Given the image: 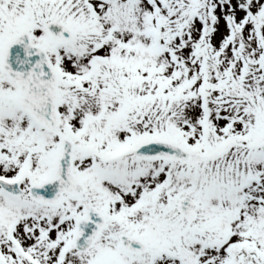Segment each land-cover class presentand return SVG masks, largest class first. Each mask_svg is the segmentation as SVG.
<instances>
[{
  "label": "rangeland",
  "instance_id": "1",
  "mask_svg": "<svg viewBox=\"0 0 264 264\" xmlns=\"http://www.w3.org/2000/svg\"><path fill=\"white\" fill-rule=\"evenodd\" d=\"M48 21L74 40L50 45ZM21 30L58 74L60 126L47 134L20 113L0 75V176L26 192L66 136L85 193L45 209L0 190V264H264V0H0V55ZM155 135L188 158L135 160L130 148ZM183 196L197 205L190 224ZM85 204L107 226L79 254ZM119 235L148 252L126 255Z\"/></svg>",
  "mask_w": 264,
  "mask_h": 264
},
{
  "label": "water",
  "instance_id": "2",
  "mask_svg": "<svg viewBox=\"0 0 264 264\" xmlns=\"http://www.w3.org/2000/svg\"><path fill=\"white\" fill-rule=\"evenodd\" d=\"M44 29L54 45H63L73 39L72 31L56 22L44 24ZM0 72L19 89L15 98L16 106L47 132L55 131L59 126L58 78L45 51L31 45L26 31L20 32L5 44ZM74 150L67 138H59V153L52 176L28 188L27 194L32 201L45 207H58L62 204L64 195L75 198L84 194L83 186L72 175L71 159ZM132 153L145 161L180 162L186 159V154L177 145L160 140L142 142L132 149ZM0 186L11 196L20 197L24 194L15 182L0 180ZM177 210L188 222L195 220L196 204L188 197L179 200ZM75 226L76 234L72 245L78 252L86 253L106 224L97 211L85 206L84 217ZM118 240L121 248L128 254L143 255L147 252V246L135 238L119 236Z\"/></svg>",
  "mask_w": 264,
  "mask_h": 264
}]
</instances>
